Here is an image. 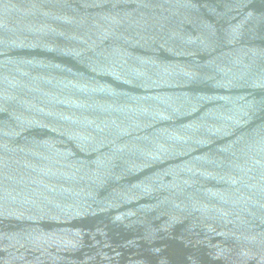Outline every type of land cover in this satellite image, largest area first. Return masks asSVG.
<instances>
[{
    "label": "water",
    "instance_id": "95a60500",
    "mask_svg": "<svg viewBox=\"0 0 264 264\" xmlns=\"http://www.w3.org/2000/svg\"><path fill=\"white\" fill-rule=\"evenodd\" d=\"M0 264H264V0H0Z\"/></svg>",
    "mask_w": 264,
    "mask_h": 264
}]
</instances>
